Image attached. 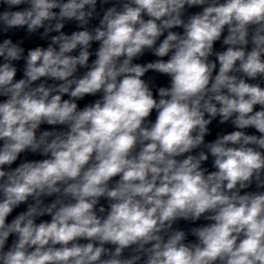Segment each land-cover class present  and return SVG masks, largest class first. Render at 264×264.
<instances>
[{
	"label": "clouds",
	"instance_id": "1",
	"mask_svg": "<svg viewBox=\"0 0 264 264\" xmlns=\"http://www.w3.org/2000/svg\"><path fill=\"white\" fill-rule=\"evenodd\" d=\"M0 264H264V0H0Z\"/></svg>",
	"mask_w": 264,
	"mask_h": 264
}]
</instances>
